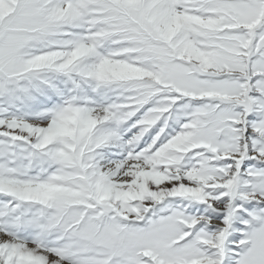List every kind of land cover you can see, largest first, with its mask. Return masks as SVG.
Wrapping results in <instances>:
<instances>
[{"label":"snow or ice","instance_id":"1","mask_svg":"<svg viewBox=\"0 0 264 264\" xmlns=\"http://www.w3.org/2000/svg\"><path fill=\"white\" fill-rule=\"evenodd\" d=\"M0 264H264V0H0Z\"/></svg>","mask_w":264,"mask_h":264}]
</instances>
